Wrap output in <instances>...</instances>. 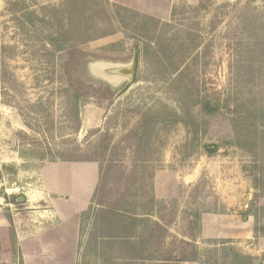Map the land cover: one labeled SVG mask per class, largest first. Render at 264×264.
I'll list each match as a JSON object with an SVG mask.
<instances>
[{
	"label": "rangeland",
	"instance_id": "374dc122",
	"mask_svg": "<svg viewBox=\"0 0 264 264\" xmlns=\"http://www.w3.org/2000/svg\"><path fill=\"white\" fill-rule=\"evenodd\" d=\"M260 199L264 0H0V264H264Z\"/></svg>",
	"mask_w": 264,
	"mask_h": 264
},
{
	"label": "crops",
	"instance_id": "0c3cea01",
	"mask_svg": "<svg viewBox=\"0 0 264 264\" xmlns=\"http://www.w3.org/2000/svg\"><path fill=\"white\" fill-rule=\"evenodd\" d=\"M56 193H59V191H56ZM260 204H262V206L264 207V199H260ZM203 223H204V220H203ZM261 223L264 225V218L262 219ZM235 228H238V230H236ZM255 229H256V216L254 214H249L248 216H245L244 218H242V221H239L237 225L229 223V225L227 226L226 224L223 234L225 238L227 234H229L227 237L230 238L231 236H233L232 238H237L239 240H242V239L248 240L250 238H253V240L255 241V245H256V252H259V251L264 252V235H262L260 232H256ZM78 231L79 229H78V223H77L76 242H77ZM213 238H220V237L218 235H215ZM59 240L61 241L60 244L62 245L65 244L64 234L60 235ZM62 245L59 246L54 243L52 244L47 239L46 241L43 239L42 240L37 239L36 242L31 243V247H32L31 250L32 252H35L38 256H32L31 264H51V263H48V259L54 260L53 264H58L56 253H59L60 249L62 248L61 247ZM50 256L52 258H50Z\"/></svg>",
	"mask_w": 264,
	"mask_h": 264
},
{
	"label": "trees",
	"instance_id": "16d2710c",
	"mask_svg": "<svg viewBox=\"0 0 264 264\" xmlns=\"http://www.w3.org/2000/svg\"><path fill=\"white\" fill-rule=\"evenodd\" d=\"M59 50L61 52L64 51L63 48H61ZM210 152L213 153V151H210ZM144 194L142 193L140 197H144L145 196ZM119 213H120V211H119ZM144 214H142V215H144ZM146 215L149 216V217L151 216L150 213L149 214H146ZM155 216L158 219L157 222L156 221L155 222L153 221L150 224L153 225L154 228L157 227L156 229L162 230L161 221H163V219L159 216V214H157ZM123 223H125V221L124 220H121L120 221V225L122 226ZM139 226H140V224H139ZM123 233L124 232L121 231V234L120 235H122ZM120 235H119V237H116V238H118V239L120 238L119 239L120 242L125 241V244H132V241L135 240L136 238L140 239V235H139V237L136 236V235H134V234L123 235V236H120ZM151 239H153V235H152ZM171 239L175 240L174 243H171V247L173 245H175L176 243H179V244H182V245H184L186 247L193 248V246L191 245V243H188V242L183 241V240H178V238H176V237H172ZM174 255H175V257H174ZM131 259H133V260H141V261L142 260H144V261L145 260L146 261L148 260L150 262H155L156 264H175V263H180V262H190V263H198V262H200L201 263V261H198V260L188 259L184 255V253L177 255L176 251H174V250L170 251V250H163V249L161 251H159V250H154V251L151 250L150 251V254H149V257L146 258V259L145 258H140L139 255H135L132 258H130V260ZM234 259H235V262H237V260L238 261H241V260L252 261V260H254V258H252V257H248V256H244V255H239V254H236ZM201 264H209V262L201 263ZM233 264H235V263L233 262Z\"/></svg>",
	"mask_w": 264,
	"mask_h": 264
},
{
	"label": "water",
	"instance_id": "95a60500",
	"mask_svg": "<svg viewBox=\"0 0 264 264\" xmlns=\"http://www.w3.org/2000/svg\"><path fill=\"white\" fill-rule=\"evenodd\" d=\"M137 70V55H135L132 63L128 66H111L102 65L98 68V72L110 79H127L129 87L135 81Z\"/></svg>",
	"mask_w": 264,
	"mask_h": 264
}]
</instances>
